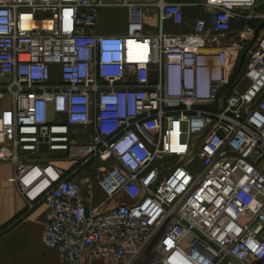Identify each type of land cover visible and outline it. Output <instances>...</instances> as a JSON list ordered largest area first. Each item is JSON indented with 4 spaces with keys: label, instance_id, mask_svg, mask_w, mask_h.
<instances>
[{
    "label": "built area",
    "instance_id": "obj_1",
    "mask_svg": "<svg viewBox=\"0 0 264 264\" xmlns=\"http://www.w3.org/2000/svg\"><path fill=\"white\" fill-rule=\"evenodd\" d=\"M156 6L150 35L131 0H0V163L51 208L42 241L66 264H264V31L248 50L264 9ZM105 8L128 10L126 35L94 33ZM96 161L91 207L76 177Z\"/></svg>",
    "mask_w": 264,
    "mask_h": 264
},
{
    "label": "crops",
    "instance_id": "obj_2",
    "mask_svg": "<svg viewBox=\"0 0 264 264\" xmlns=\"http://www.w3.org/2000/svg\"><path fill=\"white\" fill-rule=\"evenodd\" d=\"M134 3L148 4L145 9L146 33L158 34L159 9L156 4L160 0H131ZM169 3L183 5V14L187 22L200 17H208L205 0H165ZM264 9V0H259ZM128 10L125 8H105L101 11L94 33L98 36H124L127 33ZM154 26V28L152 27ZM164 31L170 33H185L190 30L186 23L175 26L166 22ZM59 156L61 158H59ZM65 154L52 156L51 162L65 169L72 164ZM81 174L77 176L82 194L91 207L99 206L105 200V193L100 187L97 177L91 180V187L87 178ZM129 199L120 196L113 200L104 210L126 204ZM51 208L47 204H39L33 209L28 208L27 201L19 194L14 181V170H0V264H66L56 249L43 244V235L48 224ZM85 264H121L107 260H86Z\"/></svg>",
    "mask_w": 264,
    "mask_h": 264
},
{
    "label": "rangeland",
    "instance_id": "obj_3",
    "mask_svg": "<svg viewBox=\"0 0 264 264\" xmlns=\"http://www.w3.org/2000/svg\"><path fill=\"white\" fill-rule=\"evenodd\" d=\"M152 27L154 28V26H152ZM8 103H9V101H8L7 98L6 99H3V100H0V112L4 108H6L8 106ZM85 138L86 139L89 138V134L88 133L85 135ZM84 143H85V141H84ZM59 155H61V154H59ZM64 157L67 158L66 155ZM59 158H61V157L59 156ZM102 166H105V163H102L100 161L94 162L92 164V167H89V169H86L85 175H90V177L94 179L95 177H97L98 175H100L99 168L102 167ZM0 170L1 171H4V173L7 170H12L13 171L14 170V166H13L12 163H9V162H7V163H0ZM150 257H151V255H150Z\"/></svg>",
    "mask_w": 264,
    "mask_h": 264
},
{
    "label": "water",
    "instance_id": "obj_4",
    "mask_svg": "<svg viewBox=\"0 0 264 264\" xmlns=\"http://www.w3.org/2000/svg\"><path fill=\"white\" fill-rule=\"evenodd\" d=\"M264 31V20L263 22L258 26V28L256 29V33H255V38L253 40V42L251 43L250 47L248 48V50L252 47V45L254 44V42L256 41V39L259 37L260 33ZM247 50V51H248ZM247 51L244 52V54L242 55L241 58V62L239 65V70L243 67L244 63H245V59H246V55H247Z\"/></svg>",
    "mask_w": 264,
    "mask_h": 264
}]
</instances>
